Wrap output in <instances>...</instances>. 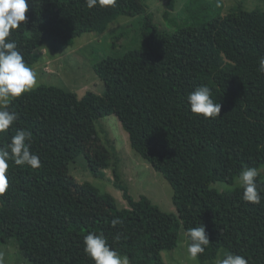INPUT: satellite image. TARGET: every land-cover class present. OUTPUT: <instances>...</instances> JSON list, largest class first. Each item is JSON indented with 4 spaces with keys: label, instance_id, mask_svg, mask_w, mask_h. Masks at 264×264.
Returning <instances> with one entry per match:
<instances>
[{
    "label": "trees",
    "instance_id": "16d2710c",
    "mask_svg": "<svg viewBox=\"0 0 264 264\" xmlns=\"http://www.w3.org/2000/svg\"><path fill=\"white\" fill-rule=\"evenodd\" d=\"M175 1H167L168 28L160 30L147 0H97L92 7L86 0H29L26 21L9 39L30 67L40 49L59 53L84 34L102 35L143 14L145 49L93 65L105 87L101 95L78 98L41 85L9 104L19 118L0 133V147L7 148L16 131L28 130L41 167L9 161V185L0 194V245L15 241L32 264H93L83 238L96 232L130 264H164L161 254L177 247L179 233L203 224L210 244L198 256L200 264L215 260L221 249L264 264V199L245 201L241 187L209 188L215 182L232 185L243 168L264 165V73L258 71L264 8L237 6L208 15L214 5L196 4L188 21L174 25ZM202 85L221 104L217 118L190 110L187 96ZM113 115L131 149L171 187L176 214L161 212L146 196L135 201L119 180L115 153L94 146V124ZM79 157L100 180L113 166L114 187L127 207L118 209L76 184L69 166ZM257 186L264 190L260 175ZM113 218L122 223L113 227Z\"/></svg>",
    "mask_w": 264,
    "mask_h": 264
},
{
    "label": "rangeland",
    "instance_id": "374dc122",
    "mask_svg": "<svg viewBox=\"0 0 264 264\" xmlns=\"http://www.w3.org/2000/svg\"><path fill=\"white\" fill-rule=\"evenodd\" d=\"M167 1L147 0L149 6L147 12L151 15V22L160 30L168 28V23L163 21ZM191 1L193 6L188 8ZM206 3L214 5L207 11L208 15H214L218 11L224 15L237 6H241L245 11L264 8V0H176L170 16L172 23L174 25L185 23L191 18L190 14L197 9L196 4L204 6ZM144 18L143 14L134 19L121 20L99 36L84 34L72 47L56 54L47 48L40 49L37 51L38 61L32 67L38 74L39 86L58 87L76 94L78 98H82L88 92L103 94L105 87L95 75L93 65L107 57L119 58L127 51L145 49L141 38ZM2 104L3 102L0 101V106ZM94 130L96 133L94 146L115 153L116 166L114 167L120 176V182L127 188V193L135 201L140 196H146L161 212L176 214L172 203L171 187L160 173L131 149L128 135L116 116L98 120L94 124ZM92 154L88 152L89 156ZM258 171L264 180V165ZM105 174L106 180L93 177L83 157H79L69 166V175L78 186L90 190L102 201H112L118 209L127 207V203L122 198V192L114 187L113 166L109 167ZM236 181L237 178L232 185L215 182L209 188L217 192L231 191L240 187ZM187 247L186 235L184 231H181L177 247L172 251L162 252L164 264H200L197 259L193 261L189 258ZM224 252L221 249L215 260L204 264H216V260L222 258ZM0 256L4 264H32L23 258L15 241L0 245Z\"/></svg>",
    "mask_w": 264,
    "mask_h": 264
},
{
    "label": "clouds",
    "instance_id": "9594fccd",
    "mask_svg": "<svg viewBox=\"0 0 264 264\" xmlns=\"http://www.w3.org/2000/svg\"><path fill=\"white\" fill-rule=\"evenodd\" d=\"M89 7L97 0H86ZM114 2V0H112ZM29 0H0V133H5L17 120L18 114L9 110V104L39 87L37 72L26 64L17 44L11 41V30L20 28L26 21L29 9ZM258 71L264 73V56L259 58ZM187 101L192 113L204 118L220 116L221 104L212 99V89L202 85L189 93ZM32 133L28 130H18L11 137L7 148L0 147V194H3L9 185V161L15 165H27L33 169L41 167L38 155L30 149ZM260 175L255 167L243 168L237 184L243 189V199L253 204H260L264 196L262 189H258L257 177ZM122 223L120 218H113L112 225ZM186 237L190 241L187 247L189 258L195 261L205 252L210 244L206 228L203 224L186 230ZM118 240L119 237L117 236ZM84 252L93 264H130L127 255H121L118 250L107 242L104 235L91 232L83 238ZM0 264H4L0 256ZM216 264H249L244 256L224 252L223 258H218Z\"/></svg>",
    "mask_w": 264,
    "mask_h": 264
}]
</instances>
